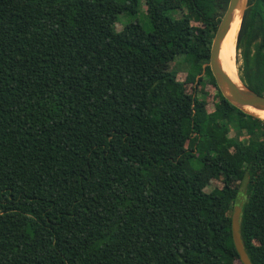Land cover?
Wrapping results in <instances>:
<instances>
[{"label": "trees", "instance_id": "trees-1", "mask_svg": "<svg viewBox=\"0 0 264 264\" xmlns=\"http://www.w3.org/2000/svg\"><path fill=\"white\" fill-rule=\"evenodd\" d=\"M228 2L0 0V264H243L241 191L264 264V118L208 64ZM236 50L264 94V0H244ZM179 54L191 92L156 70Z\"/></svg>", "mask_w": 264, "mask_h": 264}, {"label": "water", "instance_id": "water-1", "mask_svg": "<svg viewBox=\"0 0 264 264\" xmlns=\"http://www.w3.org/2000/svg\"><path fill=\"white\" fill-rule=\"evenodd\" d=\"M244 0H229L227 8L221 18L217 31L214 35L211 51L209 66L217 81V84L223 95L233 104L242 108L244 111L250 112L244 108L245 105L264 109V94H259L250 89L240 80L241 85L238 86L222 69L220 61V46L224 36L227 34L231 27L232 19L235 11L242 8ZM241 12V10H240ZM252 113V112H250ZM254 114V113H252ZM255 115V114H254ZM257 116V115H256ZM262 118V117H261ZM243 206V192L237 195L232 213V236L235 247L240 255L243 264H253L244 246V242L240 232V215Z\"/></svg>", "mask_w": 264, "mask_h": 264}, {"label": "rangeland", "instance_id": "rangeland-1", "mask_svg": "<svg viewBox=\"0 0 264 264\" xmlns=\"http://www.w3.org/2000/svg\"><path fill=\"white\" fill-rule=\"evenodd\" d=\"M241 10V9H240ZM142 11L145 12V6L144 4L142 5ZM169 14L171 15H176L177 13L175 11H169ZM139 18H141V16H139ZM128 21V16L126 15H121L119 21L117 22V29L122 28L125 23ZM142 22H144V19L142 20ZM237 40V38H236ZM235 40V42H236ZM235 59H236V68H237V72H238V76H239V65L241 64V55L238 54V51L236 50L235 53ZM173 67H176L179 72H178V80L183 81L184 83V87L186 89L187 92H191L193 90V84L190 82H186V77H187V69L189 67V63L184 59V55L183 54H179L177 55V57L175 58V60L172 63H168V64H164V65H160L157 67L156 70H163V69H171ZM240 79V78H239ZM199 88L202 87V84H200L198 86ZM204 90L207 92V108L209 111L213 110L215 107V94H216V87L211 84V83H206L204 86ZM226 110V108H225ZM234 186H238L239 182L238 181H233L232 183ZM215 186H222V182L219 180L214 179L213 182L209 185V188L215 187ZM243 192V191H242Z\"/></svg>", "mask_w": 264, "mask_h": 264}, {"label": "bare ground", "instance_id": "bare-ground-1", "mask_svg": "<svg viewBox=\"0 0 264 264\" xmlns=\"http://www.w3.org/2000/svg\"><path fill=\"white\" fill-rule=\"evenodd\" d=\"M240 24V10L235 11V15L232 19L231 27L227 34L224 36L220 46V61L224 72L238 85L240 86V80L236 68V38ZM242 53V52H241ZM244 108L255 115L264 118V109H259L251 105H245Z\"/></svg>", "mask_w": 264, "mask_h": 264}]
</instances>
